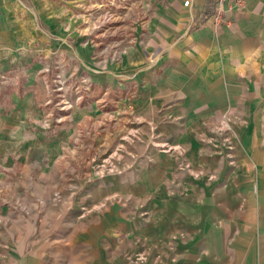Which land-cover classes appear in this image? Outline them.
<instances>
[{"label": "crops", "instance_id": "0c3cea01", "mask_svg": "<svg viewBox=\"0 0 264 264\" xmlns=\"http://www.w3.org/2000/svg\"><path fill=\"white\" fill-rule=\"evenodd\" d=\"M163 1L167 5L156 18L132 19L137 42L117 66L95 75L102 85L119 89L118 124L129 120V114L141 127L132 133L147 131L149 144L154 136L187 145L200 122L240 120L243 127L236 128L243 151L237 153L247 158L240 165L256 167L260 174L255 179L229 177L230 187L212 192L180 189L173 196L164 193L165 180L156 171L148 178L149 188L156 184L161 193L149 203L148 221L128 222L129 215L118 207L84 213L69 207L1 209L0 264H128L126 239L163 247L181 233L186 237L178 240L171 256L154 264H264V0L230 2L226 20L218 26L212 19L215 0H191L188 6L186 0ZM13 52L7 54L10 68L16 66ZM42 100L13 95L0 111V167L12 170L17 159L23 177L33 165L37 176H46V167L62 162L52 158V150L67 149L82 117L102 120L101 111L75 109L55 126L58 138L50 137L41 126ZM95 127L101 135L108 133L103 124L95 122ZM152 155L151 167H165ZM235 180L244 187L232 188ZM111 181L99 182L102 197L109 194ZM134 182L130 188L137 193L142 185Z\"/></svg>", "mask_w": 264, "mask_h": 264}, {"label": "rangeland", "instance_id": "374dc122", "mask_svg": "<svg viewBox=\"0 0 264 264\" xmlns=\"http://www.w3.org/2000/svg\"><path fill=\"white\" fill-rule=\"evenodd\" d=\"M166 5L163 0H0V111H5L13 95L43 98L40 103L46 109L41 126L50 137L59 135L55 126L65 119L64 114L85 107L102 112L99 122L82 120L84 117L78 121L67 149L56 146L52 150V158L62 162L46 167V176H37L33 165L23 177L17 159L12 170L0 167V210L44 206L76 208L84 213L118 207L129 215L128 222L148 221L149 203L161 193L156 184L149 188L148 178L156 171L165 180L164 193L173 196L180 189L181 193H195L204 187L212 192L218 186L230 187L226 183L229 177L250 175L255 179L260 174L256 167L240 165L247 159L244 153H237L241 134L236 126L243 127L240 120L200 122L199 132L188 137L187 145L161 142L154 136L149 144L147 131L132 133L141 127L129 114V120L118 124L122 122L116 114L119 89L102 85L95 75L117 66L125 50L137 42V24L132 19H154ZM11 51L17 57L16 66L10 68L7 54ZM32 67L39 69L31 71ZM95 122L103 124L108 133L101 135ZM152 153L167 163L165 167L150 166ZM104 178L114 183L102 197L98 188ZM132 180L142 185L137 193L130 188ZM235 182L232 188L244 187L242 181ZM256 186L253 184L254 190ZM3 222L0 231L5 229ZM185 237L175 235L163 247L150 246L145 239H126L123 254L128 264L161 263Z\"/></svg>", "mask_w": 264, "mask_h": 264}, {"label": "built area", "instance_id": "2783aa9c", "mask_svg": "<svg viewBox=\"0 0 264 264\" xmlns=\"http://www.w3.org/2000/svg\"><path fill=\"white\" fill-rule=\"evenodd\" d=\"M230 2H234L237 5H242L243 0H215L213 5L212 19L216 26L220 25L226 20V13L229 9ZM189 3H191V0H186L184 5L188 6Z\"/></svg>", "mask_w": 264, "mask_h": 264}]
</instances>
